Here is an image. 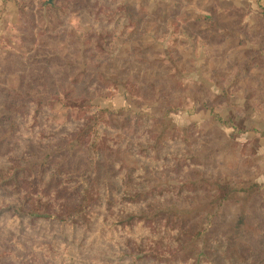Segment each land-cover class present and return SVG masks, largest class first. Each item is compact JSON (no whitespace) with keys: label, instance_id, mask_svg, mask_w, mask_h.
Segmentation results:
<instances>
[{"label":"rangeland","instance_id":"1","mask_svg":"<svg viewBox=\"0 0 264 264\" xmlns=\"http://www.w3.org/2000/svg\"><path fill=\"white\" fill-rule=\"evenodd\" d=\"M209 260L264 264V0L2 8L0 264Z\"/></svg>","mask_w":264,"mask_h":264},{"label":"trees","instance_id":"2","mask_svg":"<svg viewBox=\"0 0 264 264\" xmlns=\"http://www.w3.org/2000/svg\"><path fill=\"white\" fill-rule=\"evenodd\" d=\"M52 2V0H51ZM50 2V3H51ZM49 3V4H50ZM44 174L43 173H40L39 174V177L41 178ZM33 178V177H32ZM3 184H8V185H14V183L10 182H4ZM82 184V188L80 190L77 191V185H74L73 187L71 188H64L66 191H71V192H74L76 193L77 195V203L76 204H73V207L70 208V211L69 212H63L62 210H58V213L56 214H52L50 211L52 209H54V207H51V208H46L44 215L43 216H40V217H47L49 219H56V221H59V222H62V223H69V222H73V223H76V222H79L81 219H84L85 220H92L93 218L91 217V215H93V212H90V208H94V199L93 197L89 194L88 192V188H86L85 184H84V181L81 182ZM4 185V186H5ZM27 187H30V188H33L29 191L33 192L35 191V188L37 186V184H33V183H28L27 182ZM261 185H258V187H260ZM41 187V186H40ZM51 188H48L46 191H49ZM17 190L21 191L20 188L18 187ZM25 197H29L28 195H26ZM106 199L110 200V195L106 197ZM29 203H27V205H29ZM85 204H88V206H85ZM87 207V208H86ZM16 211H17V208H15ZM18 213L22 214V211H17ZM65 216L64 218L61 219L62 216ZM88 218V219H87ZM151 221V220H150ZM149 222V221H148ZM79 225H82L80 223H78ZM83 226H87L89 227L90 224H84ZM202 254H205L204 252H202ZM205 256V255H204ZM242 258V257H241ZM240 258V259H241ZM208 263L210 264H218L217 262H213L211 260L208 261ZM225 264H228V263H225Z\"/></svg>","mask_w":264,"mask_h":264},{"label":"crops","instance_id":"3","mask_svg":"<svg viewBox=\"0 0 264 264\" xmlns=\"http://www.w3.org/2000/svg\"><path fill=\"white\" fill-rule=\"evenodd\" d=\"M21 0H0V10L2 8H18V2Z\"/></svg>","mask_w":264,"mask_h":264},{"label":"water","instance_id":"4","mask_svg":"<svg viewBox=\"0 0 264 264\" xmlns=\"http://www.w3.org/2000/svg\"><path fill=\"white\" fill-rule=\"evenodd\" d=\"M47 2H48V3H50V2H51V0H47Z\"/></svg>","mask_w":264,"mask_h":264}]
</instances>
